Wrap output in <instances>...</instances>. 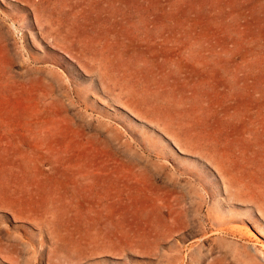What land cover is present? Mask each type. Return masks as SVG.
Listing matches in <instances>:
<instances>
[{
  "label": "rangeland",
  "instance_id": "374dc122",
  "mask_svg": "<svg viewBox=\"0 0 264 264\" xmlns=\"http://www.w3.org/2000/svg\"><path fill=\"white\" fill-rule=\"evenodd\" d=\"M0 264H264V0H0Z\"/></svg>",
  "mask_w": 264,
  "mask_h": 264
}]
</instances>
